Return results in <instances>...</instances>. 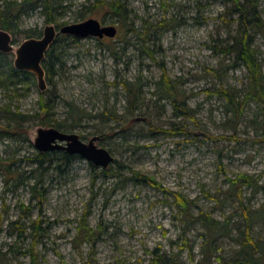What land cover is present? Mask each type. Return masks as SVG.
I'll return each mask as SVG.
<instances>
[{"label":"rangeland","instance_id":"1","mask_svg":"<svg viewBox=\"0 0 264 264\" xmlns=\"http://www.w3.org/2000/svg\"><path fill=\"white\" fill-rule=\"evenodd\" d=\"M95 2L65 0L67 9L59 22L97 19L117 27L114 39L86 38L66 45L63 65L52 68L53 83L46 75L45 92L36 77L30 92L22 90L20 98L11 100L9 93L0 90L2 124H14L13 116L4 112L9 102L13 110L19 108L30 116L24 124L29 141L0 137V264H31L30 226L37 219L47 230V236L37 243L38 264H149L150 252L156 250L170 260L189 264L188 250H180L187 239L195 244L199 259L201 226L186 234L173 196L127 181L133 170L195 200V213L213 211L215 218L233 216L235 223H241L243 217L235 199L224 200L229 186L226 178L243 173L260 178L259 185L264 187V107L251 102L238 121L234 106L223 94L229 92L239 101L249 83L235 55L221 52L237 37L233 0H129L132 14L128 25L94 8ZM252 4L264 21V0H249L248 5ZM159 22L167 28L155 29ZM47 25L39 11L22 18L10 56L13 64L16 50L27 39L26 32L43 33ZM144 28L151 29L145 33ZM139 32L145 35L138 36ZM255 45L264 73L263 35L255 36ZM164 73L188 97L190 117H175L171 103L159 99L156 83ZM125 83L139 88L136 106L128 104ZM41 93L52 98L54 108L49 114L40 110ZM68 103L88 114L73 133L86 143L99 138L97 146L110 151L115 161L107 177L100 174L103 169L79 156L70 162L58 158L44 177L45 199L40 205L39 194L30 188L34 183L30 159L37 152L34 140L40 128H50L40 123L46 117L53 122H72ZM105 111L122 120L103 121L100 115ZM173 126H184L192 135L185 134V129L174 136L152 129ZM208 135H236L238 140L215 141ZM10 160L16 161V172H24L25 180L19 184L7 181L5 166ZM206 193L224 201L217 206ZM244 198L246 202L251 199L250 208L257 210L264 204V190L253 193L245 189ZM87 210L89 225L101 228L100 239L93 248L83 245L78 249L72 240ZM18 220L25 228L22 238L16 229L20 226L14 223ZM253 235L264 239L262 217L256 220ZM221 246L225 256L237 247L231 239H224Z\"/></svg>","mask_w":264,"mask_h":264},{"label":"trees","instance_id":"2","mask_svg":"<svg viewBox=\"0 0 264 264\" xmlns=\"http://www.w3.org/2000/svg\"><path fill=\"white\" fill-rule=\"evenodd\" d=\"M65 0H0V30L9 32L14 35L13 44L17 43L16 31L19 29V23L24 16H27L34 12H40L45 17V21L49 25H55L57 29L67 25V23H60L59 18L63 16L67 9L64 5ZM94 8L106 11L107 14L119 18L118 20L126 25L129 24L130 15L132 11L129 10V0H95ZM249 0H233V15L237 18L235 22L238 26L237 37L233 39V43L226 48H222L221 52L225 54H234L236 62L243 67L247 72V89L243 90V97L239 101L236 100L235 95L229 92H224V96L228 100V103L234 106L236 119L241 120L245 108L251 102H257L264 107V73L262 70V64L259 59V52L255 45V36L260 34L264 37V21L262 20L261 13L256 5H248ZM105 13V14H106ZM146 23V22H145ZM167 24L159 22L155 29L167 28ZM143 29V28H142ZM146 29V28H144ZM148 28L145 31L150 30ZM135 31V30H133ZM136 32V31H135ZM147 33V32H145ZM27 39L41 38L43 33L37 30H31L26 32ZM138 36L145 34L137 33ZM79 39L69 36L58 34L56 40L51 45L50 49L46 53V57L43 61V67L46 71L47 79L50 83H53L52 76L54 72L52 68L55 66H62V58L68 47L72 43H78ZM147 53L153 57L152 52L148 48ZM11 54L0 53V90L5 91L11 95L10 99L22 97L21 91H26L28 94L31 87L36 84L35 76L26 71L17 70L10 59ZM157 95L160 100H166L171 103L173 113L175 117L186 116L190 117L191 109L187 105L188 97H184V93L178 90L175 82L170 79L167 73H164L161 79L156 83ZM124 89L127 92V99L129 106H136L138 103L139 88L136 85H129L125 83ZM183 101V102H181ZM40 110L49 114L50 110L54 108L52 98H45V94L41 93L39 100ZM68 116L72 119V122L68 124L64 122H53L48 117L42 119L41 125L48 126L50 128H56L64 133H73L81 124L84 117L88 114L82 110H79L73 103H68ZM1 112V110H0ZM6 115L13 116L14 124L6 123L2 124L0 120V137H21L25 141H29L28 131L24 124L29 121L30 116L25 115L19 111V108L12 109V102L8 103V106L4 107ZM91 117V115H89ZM100 118L104 121L122 120V117L114 113L105 111L100 115ZM156 133H164L170 136L183 134L192 135V133L183 126L177 128L175 126L169 129H162L158 127H152ZM178 131V132H177ZM208 139L215 141L218 140H238L236 135L231 136H211L208 135ZM70 162L73 159H78L76 155H69L65 151H53L47 153L35 152L34 157L30 159L32 163L31 177L34 179V183L30 186L32 192H37L40 196L39 204L41 205L45 199V192L42 188L45 184L44 177L50 170L51 165L58 159ZM11 163L5 166L6 173L8 174L7 181H13L16 184L21 183L24 179V172H16L13 169L16 161L10 160ZM93 167V166H92ZM113 171V170H112ZM111 169L101 170L100 174L103 176H109ZM98 176V175H97ZM259 179L247 174H238L235 178L227 177L228 190L227 196L224 198H233L238 203L243 217L241 223H235L233 216H227L224 220H219L214 217V212H208L200 210L198 213L194 212L196 207V201L187 198L180 192L170 191L163 187L161 182H158L154 177L143 174L138 171H132L131 176L127 181L133 182L136 185H148L154 189L160 190L163 193L170 194L174 198V204L179 209L177 218L180 219L185 226V232H191L197 225L202 229V243L200 245V258L196 259L194 252L195 244H190V240L187 239L184 246L180 250L187 249L189 264H264V239H256L253 235V229L255 222L258 218L264 219V204L257 210L250 208V201L247 202L244 198L245 189H252L253 193L264 190V187L259 185ZM206 197L211 198L220 206L224 200L220 199L216 195L210 193L205 194ZM89 210L85 211L79 219V225L77 227V234L75 235L72 243L80 249L83 245H91L94 247L96 242L100 239L101 228L91 227L89 225ZM41 220L37 219L32 222L33 227L31 232V248L30 254L32 257L31 264H38L37 260V243L40 239L47 236V230L43 229L40 225ZM21 234L18 238L23 237L25 228L23 229L20 220L14 222ZM99 229V230H98ZM237 234V235H235ZM224 239L233 240L237 247L229 256H225L221 242ZM173 244V242H172ZM152 259L149 264H183L168 259L165 254H159L158 250L150 252ZM178 256V254L176 255ZM85 264H91L86 262ZM121 264V263H118ZM123 264V263H122Z\"/></svg>","mask_w":264,"mask_h":264},{"label":"water","instance_id":"3","mask_svg":"<svg viewBox=\"0 0 264 264\" xmlns=\"http://www.w3.org/2000/svg\"><path fill=\"white\" fill-rule=\"evenodd\" d=\"M58 34L69 35L78 39L105 38L114 39L118 34L116 26L103 25L97 19H88L81 23L67 24L59 29L54 25H47L41 38H30L23 41L16 50L14 67L20 71L32 73L38 80L41 92L46 91V71L43 61L46 53L56 40ZM0 53H14L12 35L0 30ZM93 138L88 143L82 141L75 133H64L56 128H40L34 140L38 152L65 151L69 155H76L88 160L95 167L106 170L115 161L114 156L105 148L98 147Z\"/></svg>","mask_w":264,"mask_h":264}]
</instances>
